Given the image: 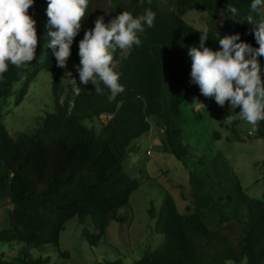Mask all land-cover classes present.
I'll list each match as a JSON object with an SVG mask.
<instances>
[{"label": "trees", "instance_id": "trees-1", "mask_svg": "<svg viewBox=\"0 0 264 264\" xmlns=\"http://www.w3.org/2000/svg\"><path fill=\"white\" fill-rule=\"evenodd\" d=\"M47 5V0H34ZM252 0H89L82 27L71 47L78 61V45L86 31L94 28L97 17L105 23L122 11L133 16L156 13L154 26L144 25L138 33L141 44L133 45L128 53L114 54L123 93L112 95L102 83V94L95 85L80 87L63 99L64 68L57 67L45 27L48 17L35 19L40 47L45 46L44 67L52 74V92L56 111L47 113L32 130L12 135L2 122L5 101L16 95L21 101L27 85L15 93L16 83L26 80L29 63L17 68L9 64L0 79V200L12 203L9 227L0 230V243L18 244L21 251L11 258L0 255V264H46L44 256L52 248L61 257L60 237L69 221L84 225L82 235L94 244L95 236L88 230L104 232L111 221L124 222L131 211L130 198L140 184L123 169L127 157L139 150L137 141L151 131L150 121L158 126L159 145L163 153L184 159L191 147L184 142L183 105L189 96H200L199 87L191 84L188 66L190 45L199 47L200 29L185 19L190 10H206L208 21L207 47L220 50L218 35L240 34V39L256 48L252 26L246 22L251 14L254 21L262 18L260 11L252 13ZM238 10L230 18L228 6ZM36 51V52H37ZM259 61L264 66V57ZM32 74V73H31ZM218 111L226 114L218 105ZM99 132L84 122L101 119ZM234 121L231 130L237 133ZM251 139L264 141V121L259 122ZM204 168L190 174V191H181L189 200L181 213L175 199L167 193L160 208L151 206L148 214L156 219V231L165 242L149 251L135 264H262L264 262V196L251 198L242 189L234 171L231 194L217 186L222 168L229 170L223 154H218L207 166L203 157L198 161ZM264 164V162H263ZM217 171V173H216ZM148 182L160 186L155 179ZM219 185V184H218ZM235 241L237 243L235 244ZM33 250L40 255L36 256Z\"/></svg>", "mask_w": 264, "mask_h": 264}, {"label": "rangeland", "instance_id": "rangeland-1", "mask_svg": "<svg viewBox=\"0 0 264 264\" xmlns=\"http://www.w3.org/2000/svg\"><path fill=\"white\" fill-rule=\"evenodd\" d=\"M46 9L47 5L43 6L34 1L29 14L32 18L43 19L47 17ZM260 13L264 19V9H260ZM185 19L195 28L203 30L208 28L210 14L206 10L193 9L188 11ZM192 46L196 44L190 45ZM45 52L46 47H40L36 52V59L29 63L32 74H28L26 80L15 85V93L19 92L24 84L27 85L24 98L18 101L17 96L13 95L5 101L2 122L12 135L32 130L47 113L56 111L52 74L43 64ZM79 61L80 58L76 61L71 54L67 67L63 70V99L67 94L77 92L81 86L87 88L90 84L84 85L80 82L77 71ZM188 66L191 71L190 56ZM182 108L185 117L184 142L191 147L188 157L178 159L158 148V126L152 119L150 133L137 141L139 150L131 153L123 164L124 171L136 178L140 184L130 198L131 211L127 208L121 210L128 218L124 222L111 221L103 233L88 226V230L95 236L94 244L82 235L84 225L76 219L69 221L60 237V250L63 253L68 252V257H61L50 248L44 253V256L51 258L46 264H135L146 252L161 248L165 236L157 233L156 219L149 216L148 210L151 206L160 210L169 193L175 199L179 211L185 213L190 202L182 197L181 191L189 192L190 174L200 172L204 168L198 162L201 157L206 165L210 166L214 157L220 153L224 155L230 171L222 175L221 168L218 173L220 179L216 180L217 186L226 196L231 194L234 187V177L231 174V171H234L242 189L249 197L263 198L264 141L249 137L253 135L252 126L240 118L239 108L232 109L230 103L226 102L222 107L226 114H223L218 111L214 98L200 96H189ZM229 116L231 119H228ZM107 117L103 115L101 119L94 118L84 123L99 132L102 121H106ZM234 121L237 123V133L231 130ZM149 178L155 179L160 186L148 182ZM11 208L10 200H0V230L9 227ZM19 251L21 246L18 244L0 243V255L4 254L6 258H11ZM33 253L40 255L37 250H33Z\"/></svg>", "mask_w": 264, "mask_h": 264}, {"label": "clouds", "instance_id": "clouds-1", "mask_svg": "<svg viewBox=\"0 0 264 264\" xmlns=\"http://www.w3.org/2000/svg\"><path fill=\"white\" fill-rule=\"evenodd\" d=\"M33 6L34 0H0V79L8 71L9 64L20 68L36 59L37 22L29 14ZM88 6L89 0H47L45 27L50 37L47 48L52 49L57 67H67L71 47ZM260 9H264V0H252L251 12L257 13ZM227 11L232 19L238 14L237 8L231 5ZM155 18L156 13L150 9L135 17L131 12L122 11L108 23L104 16L97 17L94 28L86 31L79 41L77 71L80 82L92 83L98 94H102L99 82L113 96L123 93L125 88L119 83L121 74L116 70L118 62L114 54L117 50L128 53L133 45L139 46L138 33L144 31V25L153 27ZM246 22L252 26L259 45L256 48L242 41L239 33L221 37L217 32L220 50H213L205 46L208 30H198L201 33L199 47L188 49L190 83L197 85L205 98H214L220 107L228 102L232 109L239 108L240 118L255 132L259 122L264 121V66L259 61L264 57V19L254 21L249 14Z\"/></svg>", "mask_w": 264, "mask_h": 264}, {"label": "built area", "instance_id": "built-area-1", "mask_svg": "<svg viewBox=\"0 0 264 264\" xmlns=\"http://www.w3.org/2000/svg\"><path fill=\"white\" fill-rule=\"evenodd\" d=\"M148 153H150V151H148Z\"/></svg>", "mask_w": 264, "mask_h": 264}]
</instances>
